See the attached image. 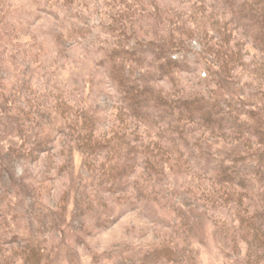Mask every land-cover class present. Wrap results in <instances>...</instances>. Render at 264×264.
I'll list each match as a JSON object with an SVG mask.
<instances>
[{
	"label": "rangeland",
	"instance_id": "1",
	"mask_svg": "<svg viewBox=\"0 0 264 264\" xmlns=\"http://www.w3.org/2000/svg\"><path fill=\"white\" fill-rule=\"evenodd\" d=\"M221 1L162 0L164 18L153 5L154 14L138 10L133 37L112 29L110 0L0 1V264H264V181L261 195L237 183L218 191L199 158L169 150L118 101L107 59L113 47L139 45L137 72L166 90L217 89L264 114V50ZM205 16L211 38L199 31ZM181 24L168 53L180 61L167 74L146 42H170ZM209 63L230 78L206 79ZM147 136L183 172L154 174L132 160L130 147ZM249 136L206 134L219 148ZM113 167L124 173L110 176ZM169 244L174 259L158 254Z\"/></svg>",
	"mask_w": 264,
	"mask_h": 264
},
{
	"label": "trees",
	"instance_id": "2",
	"mask_svg": "<svg viewBox=\"0 0 264 264\" xmlns=\"http://www.w3.org/2000/svg\"><path fill=\"white\" fill-rule=\"evenodd\" d=\"M110 1L108 5L115 9L111 14L112 22L109 24L113 30H121L124 26L129 28L126 31L129 37L139 29L140 19L136 17L138 10L154 14L153 11L158 9L157 14L160 18H164L166 14L162 10L164 7L162 0ZM221 2L222 5L233 10L235 19L245 26L248 33L262 45L264 50V0H222ZM150 5L155 7L153 11L150 10ZM168 11L167 9L166 12ZM4 12L5 10L0 11L2 17H4ZM203 20L204 24L199 31L211 38L207 26L210 17L205 16ZM182 28L185 27L181 24L177 32L174 30L177 35L170 42L159 43L154 39L146 42L158 55L160 61H163L160 70L167 74L174 73L180 61L177 58L173 62L168 53H177L175 46L183 40L178 35L182 32L180 30ZM210 41L212 42H208V45L213 46V40ZM136 44L139 43L136 42ZM138 46L130 48L126 44L120 45L113 47L107 53L111 75L123 93L118 101L126 106L134 116L146 121L169 150L193 155L190 158L194 164L195 156L199 158L204 171L220 181L221 186H217L218 191L221 187L233 192L234 187L227 185L237 183L254 189L255 192L253 191L252 195H261V186L258 183L264 181V114L258 108H245L244 110L243 106H240L241 101L225 97L217 89L166 90L155 81L154 77H150L145 69L141 70V74L137 72V67L141 65L138 63L139 60H144L139 55L141 50L137 48ZM222 52L223 50H220V55ZM204 76L206 79H214L215 76L223 77L225 81L230 78L219 66L210 63L204 67ZM196 121H201L199 124H203V127L194 123ZM244 128L250 134L248 142L234 145V147L219 148L217 143H211L206 137L209 131L223 132L229 129L242 130ZM199 130H203V133L198 134ZM118 146L123 149L119 143ZM161 147L157 140L147 136L138 145L135 143L130 147V155L133 156L132 160L135 157L143 159L144 166L154 174L164 172L168 166L183 172L182 160H179L180 162L168 160L165 158L166 152H163ZM109 173L110 176H113V173L121 175L124 171L120 167H113ZM256 216L259 217V223L264 228V204ZM164 249V251H156L162 258L174 259V256L178 255L179 248L176 245L169 244V247L165 246Z\"/></svg>",
	"mask_w": 264,
	"mask_h": 264
}]
</instances>
